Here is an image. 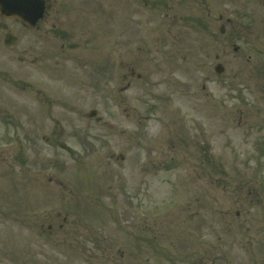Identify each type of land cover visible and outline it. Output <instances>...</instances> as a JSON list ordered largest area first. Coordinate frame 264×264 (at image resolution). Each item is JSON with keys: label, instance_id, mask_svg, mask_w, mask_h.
<instances>
[{"label": "rangeland", "instance_id": "obj_1", "mask_svg": "<svg viewBox=\"0 0 264 264\" xmlns=\"http://www.w3.org/2000/svg\"><path fill=\"white\" fill-rule=\"evenodd\" d=\"M79 1L58 24L83 69L2 62L0 264H264V0ZM126 7L150 50L132 90Z\"/></svg>", "mask_w": 264, "mask_h": 264}, {"label": "flooded vegetation", "instance_id": "obj_2", "mask_svg": "<svg viewBox=\"0 0 264 264\" xmlns=\"http://www.w3.org/2000/svg\"><path fill=\"white\" fill-rule=\"evenodd\" d=\"M131 2L132 0H126V6H130ZM149 4L160 6L164 3H161V0H155ZM87 5L88 3H83L79 0H32L27 3V8L25 10L26 18L20 15L10 17L0 13V74H6V70H2V67H4L2 62L3 59L6 58V55L9 60L16 59L19 64L34 66L39 63L40 67H45L49 63V67H54L56 70H60L59 68L64 70L68 67L69 60H72L77 62L80 69H83L85 64L82 63L87 60L81 53H75L70 50L68 35L66 33L67 27H60L58 21L67 10H76L80 11L82 15L85 14L84 10L89 8V5ZM40 9L41 12L38 15V10L40 11ZM126 10L127 7L125 12H123V17L118 20V22L115 14L114 29L120 25L123 26L122 31L124 30V32L120 35L115 33L114 37H112L113 47H111V51L114 55L112 57L114 68H118L119 66L118 69H122V78L123 81L125 80L121 85L122 88L124 90H132L137 86L136 80L143 77L142 71H144L147 65L145 61L149 58L148 52H150V50L145 46L147 35L144 36V29L141 31L140 35H136L133 38L132 27L134 23H132V15L127 13ZM92 15L96 20L98 19L99 10L97 4L96 7L94 6ZM218 19L221 22L218 30H220V27L223 25L225 26L222 22L231 23V19L228 17L223 20V15L221 13ZM221 33L225 34V29H223ZM175 37L176 35L173 34V38ZM63 70H61L62 73L66 72ZM170 73H173V68L170 70ZM148 78L149 75L147 74V77H145L141 84H148L150 82ZM172 78L174 79V77ZM6 80L8 85L15 91L18 89L20 85L18 75L16 76V80L13 78H8ZM169 80L170 82L163 79L161 83L169 85V87L178 85L175 79L176 82L171 79ZM21 83L23 84V88L25 87L24 85H27L25 82ZM31 84L33 85V83ZM150 84L154 83L150 82ZM8 109L10 110L9 107ZM4 110L5 107L2 103V94L0 93V122L5 116Z\"/></svg>", "mask_w": 264, "mask_h": 264}, {"label": "water", "instance_id": "obj_3", "mask_svg": "<svg viewBox=\"0 0 264 264\" xmlns=\"http://www.w3.org/2000/svg\"><path fill=\"white\" fill-rule=\"evenodd\" d=\"M0 9L3 10L8 15L19 13L23 9L22 1L21 0H0ZM222 70L223 68L221 65L216 66L217 72H221ZM92 114H94V111L89 113V115H92Z\"/></svg>", "mask_w": 264, "mask_h": 264}]
</instances>
